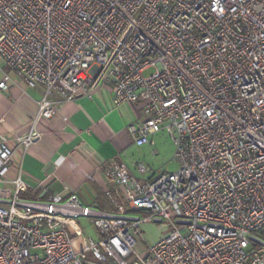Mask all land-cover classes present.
<instances>
[{
    "label": "built area",
    "instance_id": "2783aa9c",
    "mask_svg": "<svg viewBox=\"0 0 264 264\" xmlns=\"http://www.w3.org/2000/svg\"><path fill=\"white\" fill-rule=\"evenodd\" d=\"M15 83L43 90L28 132L0 136V264H264V0H0V90ZM99 90L134 110L136 146L166 132L176 171L112 162L111 210L20 197L55 93Z\"/></svg>",
    "mask_w": 264,
    "mask_h": 264
},
{
    "label": "crops",
    "instance_id": "0c3cea01",
    "mask_svg": "<svg viewBox=\"0 0 264 264\" xmlns=\"http://www.w3.org/2000/svg\"><path fill=\"white\" fill-rule=\"evenodd\" d=\"M42 90L41 86L25 88L18 83L0 90V136L28 132L29 120L36 113ZM54 99L56 115L36 126L42 135L22 154L20 197L45 201L54 195L65 198L75 193L83 204L111 210L105 189L112 162L126 164L124 157L128 150L142 151L153 146H136L132 142L127 125L135 119L134 110L126 104L116 106L103 90L71 102L59 93H55ZM156 136L152 137L153 142ZM14 176L16 172L9 171L4 181L10 182ZM2 186L11 188V183L5 182ZM78 223L82 229L87 228L84 219ZM94 236L95 232L86 237Z\"/></svg>",
    "mask_w": 264,
    "mask_h": 264
},
{
    "label": "rangeland",
    "instance_id": "374dc122",
    "mask_svg": "<svg viewBox=\"0 0 264 264\" xmlns=\"http://www.w3.org/2000/svg\"><path fill=\"white\" fill-rule=\"evenodd\" d=\"M152 72L153 69L148 70L145 72V75H149ZM157 134L158 136L154 138L155 145L151 147V149H149L148 147L142 149V151H140V149L138 148L130 149L128 150L127 155L124 157L126 164L133 170V172L135 173L133 175L137 178L152 180L156 178V176H158L161 172H174L177 169V164L172 162L174 156V146L171 139L166 135L165 131H161ZM137 164H141L143 166V168L145 169L144 172L140 173L137 170ZM141 215L145 216L143 212L141 213ZM84 220L87 222V228L85 230L83 228L85 236L93 235L95 229L91 222L92 219L87 218ZM156 225L157 223L143 226L142 233L138 237V251H142L144 246L152 242L158 236ZM88 259L91 262H95V260L90 256H88Z\"/></svg>",
    "mask_w": 264,
    "mask_h": 264
}]
</instances>
